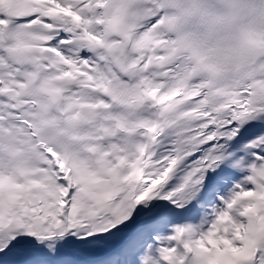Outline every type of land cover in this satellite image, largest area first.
Returning <instances> with one entry per match:
<instances>
[{
    "label": "snow or ice",
    "instance_id": "snow-or-ice-1",
    "mask_svg": "<svg viewBox=\"0 0 264 264\" xmlns=\"http://www.w3.org/2000/svg\"><path fill=\"white\" fill-rule=\"evenodd\" d=\"M0 264H264V0H0Z\"/></svg>",
    "mask_w": 264,
    "mask_h": 264
}]
</instances>
